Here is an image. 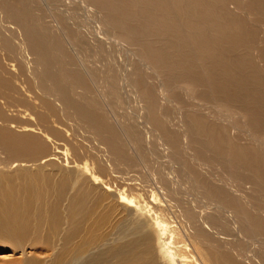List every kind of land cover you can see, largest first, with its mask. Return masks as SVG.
Segmentation results:
<instances>
[{
    "label": "bare ground",
    "instance_id": "obj_1",
    "mask_svg": "<svg viewBox=\"0 0 264 264\" xmlns=\"http://www.w3.org/2000/svg\"><path fill=\"white\" fill-rule=\"evenodd\" d=\"M72 1L0 0V264H264V0Z\"/></svg>",
    "mask_w": 264,
    "mask_h": 264
},
{
    "label": "rangeland",
    "instance_id": "obj_2",
    "mask_svg": "<svg viewBox=\"0 0 264 264\" xmlns=\"http://www.w3.org/2000/svg\"><path fill=\"white\" fill-rule=\"evenodd\" d=\"M72 1V0H71ZM78 1L79 0H76V2L75 1H72V10H73V13H75L77 16H79V17H76V15L74 14V16L76 17V18H78L77 20H75V18H73V21H74V23L77 21H79L80 20V22L79 23H81V21L82 20H84V21H86V19L87 18H84L85 16L87 17V16H90V18H92V16L90 15V13H88V11H87V6H85L84 4H82L80 1H79V3H78ZM77 5H79L80 6V4H81V7H79V8H77L78 9V11H77V9H76V7H75V5L76 4ZM86 8H85V7ZM81 8H82V10H81ZM84 8V9H83ZM81 10V11H80ZM85 13H88V15L86 14L85 15ZM80 15H81V18H80ZM83 15V16H82ZM83 18V19H82ZM94 19V18H93ZM89 20V21H88ZM87 20V22H84V23H82V24H80L79 25V23H76V24H78L79 26H80V28L83 26L84 27V29L86 28V30H88V33H91V31L89 32V28L92 30V32H93V34L91 33V34H87V32H86V30H85V34H86V37H87V39L88 38H90V37H93V38H90V39H94L95 37H94V35H96V37H98L97 38V40H101L102 42H104V45H105V47H104V49L105 48H108V53L111 55L110 57H108L107 55H104V56H100V59H98V56H97V59H93L92 57L91 58H89V59H87L86 60V63H87V65L89 66V68L91 69H94L95 71H99L100 70V65L101 64H104V63H106L107 61L109 62L110 60V62H111V64H115V62H116V60H117V53L116 52H114V50L117 48V47H115L116 46V44H113V42H114V40H112V38H109V39H111L112 41L110 42V43H112L113 44V46L110 44V43H108L109 41H106L107 39L106 38H108V36H106V34H104L103 32L101 33V31H100V33L98 34V33H96V31L97 30H100V28H98L97 30H94V27H97V25L96 24H98L96 21H90V19H88ZM92 20V19H91ZM95 20V19H94ZM88 22H89V25H88ZM90 22H92V23H90ZM86 23H87V26H86ZM93 24H95V25H93ZM91 26V27H90ZM82 27V28H83ZM88 28V29H87ZM96 29V28H95ZM84 31V30H83ZM88 35V36H87ZM89 35H91V36H89ZM105 38V39H102L103 37ZM100 37V38H99ZM105 40V41H104ZM112 47H114L113 49H112ZM113 53V54H112ZM106 56L108 57V59L106 60ZM94 60H96V61H94ZM102 61V62H101ZM115 61V62H114ZM113 62V63H112ZM15 64V63H14ZM86 65V68L87 69H89L88 68V66ZM93 67H96L97 69H95V68H93ZM14 68H15V72L18 74V71H19V67H18V65L17 64H15V66H14ZM17 69V70H16ZM99 69V70H98ZM18 79L21 81V80H24V77L22 76V75H20L19 77H18ZM90 83V82H89ZM89 86H90V88H91V83L89 84ZM91 89H97V86L96 85H94V87H92ZM0 102H1V104H3V103H9V104H11V106L10 105H8V106H10V109H8L7 107H4L3 109L5 110L6 108L8 109L7 111H8V113H9V110H10V113H13V112H16L17 110L19 111L20 109H18V107L19 108H21L22 106H20V105H16L15 103H11V100H4V99H2V98H0ZM48 103V102H47ZM13 104H15V105H13ZM6 105V104H5ZM16 106V107H15ZM23 108V107H22ZM13 110V112H12V110ZM17 109V110H16ZM15 110V111H14ZM23 109H21L20 111H22ZM24 111V110H23ZM109 111V110H108ZM109 114H108V116L110 115V117H112V115H111V112H108ZM69 118V117H68ZM69 120H71V119H69ZM68 119L66 120H64V123H66V125H67V130H68V132L70 133V136L72 137V135H73V131H72V126H73V130H74V122L73 121H69ZM73 120V119H72ZM36 121V120H35ZM66 121V122H65ZM73 124V125H72ZM72 125V126H71ZM75 131V130H74ZM75 137H77V139H80V140H82V143L83 144H85L86 146H90L89 148L91 149V150H95L94 149V147H95V145L97 144V140H90L89 139V133H88V131L87 130H80V133H76L75 132ZM81 134V135H80ZM81 137V138H80ZM85 137V138H84ZM84 140V141H83ZM93 141H95V143L93 142ZM90 144V145H89ZM5 152L4 151H2V150H0V158H4L5 157ZM151 158V159H150ZM147 159H148V157H147ZM159 159V160H158ZM149 173H151L152 172V170L150 171V169H156L155 171L157 172L158 170H159V168H161V167H166L167 165H165V166H162V165H164L163 163L164 162H162V160L160 159V158H158V157H156L155 155H153V154H151V155H149ZM152 160V161H151ZM158 160V161H157ZM148 163V162H147ZM156 163V164H155ZM162 163V164H161ZM168 167V166H167ZM23 168H29V167H23ZM158 168V169H157ZM14 169H16V168H13L12 170H8V169H2V171L3 172H5V173H7V174H10L11 175V178L13 179V180H15V181H19V179H18V175H17V173L16 172H14ZM154 169H153V171H154ZM58 178V175L54 178V180H56ZM73 183H74V186H77L78 184H79V179H78V177H77V175H73L72 177H70L69 178ZM2 252V253H1ZM11 253V254H10ZM12 252L11 251H0V257L2 258L3 257V259H9V258H11L12 256Z\"/></svg>",
    "mask_w": 264,
    "mask_h": 264
}]
</instances>
